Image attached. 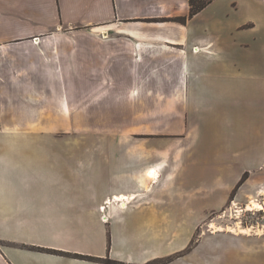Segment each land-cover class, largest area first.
<instances>
[{
	"label": "crops",
	"instance_id": "0c3cea01",
	"mask_svg": "<svg viewBox=\"0 0 264 264\" xmlns=\"http://www.w3.org/2000/svg\"><path fill=\"white\" fill-rule=\"evenodd\" d=\"M185 13L188 0H0V264H144L175 250L162 253L161 236L130 235L126 224L131 216V223L161 227V187L187 177L192 168L183 156L196 160L195 68L218 42L171 19ZM87 124L100 131L184 128L191 137L178 152L182 139L34 134ZM59 143L74 149L56 165L49 148ZM155 143L161 151L150 150ZM259 146L227 159L239 164L228 190L237 183L239 193L264 195ZM103 166L130 180L128 188L102 189ZM230 233L222 236L239 243L247 264H264V230ZM199 244L172 264H220L213 251L198 263Z\"/></svg>",
	"mask_w": 264,
	"mask_h": 264
},
{
	"label": "rangeland",
	"instance_id": "374dc122",
	"mask_svg": "<svg viewBox=\"0 0 264 264\" xmlns=\"http://www.w3.org/2000/svg\"><path fill=\"white\" fill-rule=\"evenodd\" d=\"M178 1L180 5L182 1L186 3V0ZM184 28L193 36L201 39L212 36L218 42L217 52L210 57L199 56L197 62L201 66L195 68L198 88L194 119L197 122L192 135L195 140L192 148L196 150V160L192 164L187 155L183 156L185 165L192 168L187 169V177L177 175L171 186L161 187L165 199L161 208V227L146 225L145 222L131 223V216L126 225H129L130 235L161 236L162 253L177 246L170 253L154 259L153 264H172L175 259L190 252L205 236L204 242L194 249L196 261L213 251L219 254L220 264H247L250 258L243 254L239 243L232 244L222 236L232 234L231 231L211 233L208 229L210 222L223 227L236 224L249 226L254 232L264 227V209H245L250 198L262 202L264 195L239 193L237 183L228 190L232 174L239 164L238 161H227L230 156L237 160L239 148L249 156L256 146L261 148L259 145L264 144V117L260 113L264 107L259 105L264 97V0H213L188 18ZM87 127L34 134L39 138L55 139H182V144L174 148L178 152L188 150L184 140L191 137L189 130L184 128L170 133L122 129L100 131L92 129V124H87ZM157 144L150 150L161 151V144ZM49 149L53 151L57 165L64 162L74 148L59 143ZM113 176L109 168L102 167V189L128 188L130 180H118ZM193 215H197L199 220L192 227ZM122 229L121 225L114 228L116 233ZM150 243L147 245L151 248L153 245ZM134 253L138 250L135 249ZM184 262L178 261L177 264Z\"/></svg>",
	"mask_w": 264,
	"mask_h": 264
},
{
	"label": "bare ground",
	"instance_id": "6f19581e",
	"mask_svg": "<svg viewBox=\"0 0 264 264\" xmlns=\"http://www.w3.org/2000/svg\"><path fill=\"white\" fill-rule=\"evenodd\" d=\"M245 209L246 210H262V209H264V200L262 202H260V201L256 200V198H250ZM263 228H262V230H263ZM209 229L211 231L225 230V231H231V232H234V233H251L252 232V229L249 226L242 227V226L236 224L234 226L228 225V226L223 227V226L217 225V224H215L213 222H210ZM262 230L261 229H257L256 232L259 233Z\"/></svg>",
	"mask_w": 264,
	"mask_h": 264
},
{
	"label": "trees",
	"instance_id": "16d2710c",
	"mask_svg": "<svg viewBox=\"0 0 264 264\" xmlns=\"http://www.w3.org/2000/svg\"><path fill=\"white\" fill-rule=\"evenodd\" d=\"M212 1L213 0H188V13L186 15L177 16V17H174L171 19L175 20V21H179L181 23H185L188 18H190L191 16L200 12L202 9H204ZM76 256L81 257V258H85V259L92 258L91 256L81 255V254H76ZM107 261L110 263H114V264L120 263L118 261H113V260H107ZM154 261L155 260H150L144 264H153Z\"/></svg>",
	"mask_w": 264,
	"mask_h": 264
},
{
	"label": "snow or ice",
	"instance_id": "6c2138e0",
	"mask_svg": "<svg viewBox=\"0 0 264 264\" xmlns=\"http://www.w3.org/2000/svg\"><path fill=\"white\" fill-rule=\"evenodd\" d=\"M151 174V173H150Z\"/></svg>",
	"mask_w": 264,
	"mask_h": 264
}]
</instances>
